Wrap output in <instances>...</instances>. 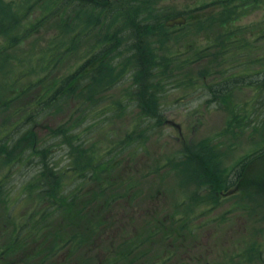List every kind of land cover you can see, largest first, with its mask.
I'll return each mask as SVG.
<instances>
[{
  "label": "rangeland",
  "instance_id": "374dc122",
  "mask_svg": "<svg viewBox=\"0 0 264 264\" xmlns=\"http://www.w3.org/2000/svg\"><path fill=\"white\" fill-rule=\"evenodd\" d=\"M59 2L75 6L67 11L62 4L55 10ZM201 7L211 14L196 22ZM178 13L185 16V25L165 24ZM136 24L146 28L148 60L163 64L164 82L179 79L165 87L159 77L162 89L156 101L162 104L163 124L154 125L157 112L153 115L133 105L129 92L134 70L123 57L127 47L123 45L103 67L112 73L122 63L120 76L104 92L99 87L101 95L86 90L75 98L83 107L66 129L43 132L31 123L5 137L30 103H26L30 95L12 99L14 94L32 89L45 75L73 72L104 38L117 33L120 42L129 41ZM199 68L207 79L200 77ZM225 75L242 79L224 98L203 95L198 89L204 79L215 81ZM260 82H264V0H0V96L6 95L0 98V249L8 250L2 255L0 251V264H137L129 260V251L139 264H158V252L167 259L165 264L176 260L264 264V84L259 87ZM187 90L195 92L182 97ZM65 109L66 105L60 113ZM139 123L141 128L134 132ZM73 133L80 136L79 142H74ZM45 134L48 143L42 145ZM111 143L115 155L132 157L137 148L144 151L145 169L136 179L124 175L88 183L95 160L103 150L109 157L106 145ZM29 149L40 151L35 159ZM48 167L53 168L51 173L58 168L60 191L78 194L69 206L57 207V199L40 192L39 182L50 185ZM121 196L132 199L134 212L117 209L120 202L113 200ZM79 204L87 220L77 214ZM145 205L150 206L140 207ZM77 218L86 222V235L73 234L71 225L77 226L72 223ZM129 223L131 227L126 226ZM97 227L101 237L96 244L89 230ZM179 231L186 243L199 237L201 244L195 249L169 248L171 235L166 234L176 236ZM67 241L69 250L64 249ZM18 245L21 250L14 249Z\"/></svg>",
  "mask_w": 264,
  "mask_h": 264
},
{
  "label": "trees",
  "instance_id": "16d2710c",
  "mask_svg": "<svg viewBox=\"0 0 264 264\" xmlns=\"http://www.w3.org/2000/svg\"><path fill=\"white\" fill-rule=\"evenodd\" d=\"M75 1L76 3H81V0H75ZM58 4L54 8L55 10L57 8L61 9L62 4H64V7L65 9H67V11H70L75 6V5H71L70 7H68L67 4H65L64 2H59ZM202 7L200 8L201 10H199V14L196 16V22L205 20L211 14L210 13L211 11L208 9L202 11ZM57 16H59L58 11H57ZM165 16H166V13H165ZM64 17H66L65 12H64ZM159 17H162V16L159 15ZM145 32H146V28L144 27V24H138V26L136 24V27L132 31L134 36L131 37L129 41L122 40L120 42L119 40L120 37H117V33L115 37L113 36V38H108L109 40L104 38L102 45H100V47H97L96 50L94 49V51L89 56H87L84 59V61L73 72L65 76H62V75L57 76L55 74L45 75L44 77L37 79L32 89H28V90L23 89L19 93L14 94L15 96L12 97V99L17 96L20 97L21 95H23V93H26L25 95L27 96L30 95V97L26 101V103L28 102L30 103L29 105H27L28 107L22 108L23 111H21L20 117H23V118L14 124V126L11 129V132H9V134H7L5 137L6 138L10 137L11 134L15 133L16 130L22 132V127H25L26 125L31 124V123H35L34 126L37 128H40V131H43L41 129L48 130L50 128L52 130L55 129L56 131L66 129V125L70 121V118L74 114L80 112V109L83 107V104H77L75 102L76 100L75 98L84 96L86 90L89 91L91 94L101 95L99 91V87H103L102 91L104 92L106 89H108L107 87L112 84L111 82H113L116 79L117 75L120 76V74H117V73L121 69H124V65L122 63L121 64L119 63L117 65L119 70L113 71L112 73H105L103 70V67H105L109 63L110 56H112V52L118 51L119 49L121 50L123 45L127 46L125 49L126 52L124 53L123 57H126V60L132 62L133 70H134V75H133L134 81L132 82V85L130 86L131 89L129 92V97L132 98L133 105L137 108V110H139L140 108L145 109L149 111L150 113H152L153 115L155 112H157V116L152 118L154 125L157 126V125L163 124V120L161 119L162 112L160 111V107L162 106V104H159L156 101L157 92L162 89L160 88L161 81L159 80V77L160 76L162 77L163 75V72L160 70V68L163 67V64L160 62L159 59L151 58L148 60L149 50H148V47L144 44V39L146 36ZM197 55H199V53ZM202 56L205 57V55H202ZM194 59H196V57ZM200 59L201 57H198L197 60H200ZM182 61H184V59ZM198 72L201 78H206V76H204V74L201 72L200 68L198 69ZM233 76H237V75H232V78L225 75L224 79H218L215 81H212V80L208 81L206 80L207 79L206 78L203 80L201 86L198 89L202 91L203 95H206V96L216 95L217 96L220 94V97L224 98L225 97L224 93L225 92L228 93L234 86H237L242 79V76L241 78L233 77ZM129 78H130V74H129L128 79ZM162 79L164 82L163 77ZM192 79L193 78H191V81L193 82L194 80ZM103 80L104 82L101 84ZM45 82L46 84H44ZM167 83L164 82L165 87L179 83V79L178 78H167ZM260 84H264V82H260ZM198 89H194V90H198ZM191 91L192 90H187L186 92L188 93L185 92L186 94L184 93L182 97L195 92V91L194 92H191ZM5 96L6 95L2 94L0 98H5ZM7 100H9V98ZM65 105H66L65 112L61 114L60 111L64 109ZM157 108L158 110H156ZM66 113H67V116L63 118ZM93 113H96V112H93ZM138 128H141L140 123L138 124V127L135 125L133 131L138 132L137 130ZM149 130L150 129H148L147 131ZM44 137L43 139L40 140L42 145L48 143V138H46V134ZM144 137H147V134H145ZM72 139H74V142L75 141L79 142L80 136L73 133ZM38 140L39 139H36V142ZM124 140L125 138H123V141ZM106 149H108L109 157H108L107 152L103 150L102 157L99 158L98 160H95L94 162L95 167L92 168V172L87 177V180L89 179L88 183L94 182L95 184H97L98 180H100L101 178H102V181L104 179L114 180L121 176L123 177L124 175H128L129 178L132 177L136 179L139 176V173H140L139 171L144 170L146 167L147 160L144 156H142L145 153L142 150L140 151L139 148H137L135 152L132 153V157H128L125 154L115 155L113 153L114 152L113 143L106 145ZM39 152H40L39 150L37 151L34 149L28 150V153L31 155L32 159H35L36 155ZM17 159L18 158H16V160ZM29 160L32 161L31 159ZM248 161H249L248 159L244 160L241 165L245 164ZM130 162H132V165H130ZM123 163H124V167L123 166L116 167V166L122 165ZM114 167L118 168V171H114V169H116ZM41 168L45 169L44 166H42ZM48 169H49L48 176H50L49 177L50 185L49 184L44 185L41 182H39V184L41 185L40 187H43L40 192L43 193L45 196L49 197V199H53V198L57 199L58 200L57 207L58 206H61V207L69 206L70 203H73L74 200H77L75 198L78 196V194L73 193L72 196H67L62 191H60V189H58V183H57V180L60 177L59 175L60 173L57 172L58 168L54 167L55 169L54 173L50 172V171H53V168L48 167ZM65 169L69 170L68 167H66ZM122 169H125L126 171L121 172ZM42 177L43 175L41 174L39 176V179ZM1 191L2 189L0 186V192ZM105 191L106 190L102 191L103 198H106ZM60 194H62L63 196L59 197ZM82 201L83 200H80V202ZM113 201L120 202L119 204L117 203V209H120L121 212L127 209L131 210L132 212L135 211L136 206H135V203H133L131 198H123L121 196ZM64 203L66 204V206H63ZM140 207L143 209H148L147 205L140 206ZM83 209L84 208L79 204L78 208L76 209V212L82 218L83 216H85L87 220L86 210L84 213H82ZM88 212L90 213V210H88ZM124 213L126 214V212ZM142 214H146V213H142ZM173 221L171 222L174 223ZM72 223L77 225V226L71 225V230L73 234L78 235L79 232H82L83 234L86 235L85 232L87 231V229H86V222L84 220L77 218ZM170 225H168L167 231L171 230ZM89 232L95 235L96 237L95 242L97 244L101 237L99 228L97 227L95 228V230H89ZM64 233L66 235L68 233V230H65ZM169 233L171 235V236H168L170 240L168 239L167 240L168 242L166 243L168 244L169 248L176 247V249H180L181 246H186V247L191 248V247L196 246L197 244H200L201 242L198 238L191 239V242H190L191 244L189 245L188 243L185 242L187 238L183 236L182 232L179 231V233L176 236L174 235L172 236V233L168 232L166 236ZM173 233L176 234V232H173ZM59 235L63 236V233L60 232ZM19 239L20 238H17V242H19ZM22 241L24 240L22 239ZM26 244L23 245L24 249L26 247ZM153 246H150V248L154 249ZM70 248L71 246H69V241H67L64 249L69 250ZM14 249L21 250V246L20 245H18L17 247L14 246ZM0 251L2 255V254H5L6 251L8 250L4 248L3 250L0 249ZM24 252H27V251L24 250L21 254L22 256L25 254ZM127 254L130 255L129 260L132 259L135 262H137V264H139V260H137L138 257L136 255H133V252L131 253V251H129ZM153 254H157V253H153ZM38 255H39V251H38L37 256ZM26 256H25V259H26ZM100 256L101 255L96 253V258L99 259ZM156 260L158 264L166 263L164 255L161 252H158L156 256ZM67 262L71 263L70 258L67 260Z\"/></svg>",
  "mask_w": 264,
  "mask_h": 264
},
{
  "label": "water",
  "instance_id": "95a60500",
  "mask_svg": "<svg viewBox=\"0 0 264 264\" xmlns=\"http://www.w3.org/2000/svg\"><path fill=\"white\" fill-rule=\"evenodd\" d=\"M184 18L182 16H177L173 19H170L166 22L167 25H173V24H182L184 23Z\"/></svg>",
  "mask_w": 264,
  "mask_h": 264
}]
</instances>
